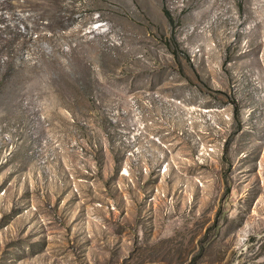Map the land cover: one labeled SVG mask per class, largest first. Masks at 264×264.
I'll return each instance as SVG.
<instances>
[{"label": "rangeland", "instance_id": "374dc122", "mask_svg": "<svg viewBox=\"0 0 264 264\" xmlns=\"http://www.w3.org/2000/svg\"><path fill=\"white\" fill-rule=\"evenodd\" d=\"M0 264H264V0H0Z\"/></svg>", "mask_w": 264, "mask_h": 264}, {"label": "bare ground", "instance_id": "6f19581e", "mask_svg": "<svg viewBox=\"0 0 264 264\" xmlns=\"http://www.w3.org/2000/svg\"><path fill=\"white\" fill-rule=\"evenodd\" d=\"M10 3V2H9ZM1 19H4V17H1ZM5 20V19H4ZM7 25V24H6ZM9 27L12 29V27L11 26H7V29H9ZM3 31H1V34H3L2 33ZM5 43H7V40H6V42Z\"/></svg>", "mask_w": 264, "mask_h": 264}]
</instances>
